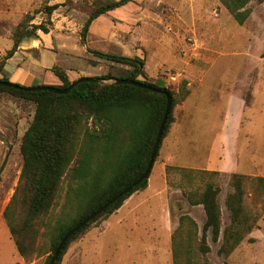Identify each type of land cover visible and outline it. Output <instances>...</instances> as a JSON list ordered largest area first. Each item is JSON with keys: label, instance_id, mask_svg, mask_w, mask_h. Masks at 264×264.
<instances>
[{"label": "rangeland", "instance_id": "1", "mask_svg": "<svg viewBox=\"0 0 264 264\" xmlns=\"http://www.w3.org/2000/svg\"><path fill=\"white\" fill-rule=\"evenodd\" d=\"M107 1L101 0L98 4L95 0H65L62 8L56 15L53 12L50 18L44 12L46 0H24L22 3L20 0H0V40L4 48V51L0 50V60L9 51V40L14 42V33L20 25H23L22 32L30 33L29 37L22 35V43L25 38L41 33L38 30L33 34L37 25L53 29L55 17V21H63L58 29L64 35L57 33L54 36L57 51L51 55L52 59L49 58L51 65L54 60V66L70 69L72 78L77 75L100 77L108 73L116 78L128 77L134 69L132 66L105 59L97 64L94 58L86 57L89 50L83 48L80 38L77 41L78 36L68 34L72 23L63 20V15L78 19L85 13L83 22L88 21L90 15ZM136 1L137 4L130 5L137 11L133 22L112 24L110 16H99L89 25L85 42L90 50L141 60L146 80L174 94V119L162 140L148 182V186L151 183L158 192L167 194L175 209L172 222L177 228L173 243L170 247L162 245L166 232L161 231L158 245L141 248L130 236L139 238L144 234L142 231H123L134 219L139 225L147 222L162 225L163 210L158 206L160 201L155 199L151 201L153 207L137 210L136 216L131 215L123 224H118L121 219L118 215L91 224L69 245L61 264H146L148 257L162 261L172 255L173 264H185L188 259H193L196 264H264V192L262 186L255 183L256 178L264 177V2L252 0L248 5L252 13L245 24L240 25L220 0ZM128 9L120 8L114 12V17L125 16ZM113 28L124 31L123 39H111ZM137 79L145 80L142 76ZM39 81L42 83L32 86L62 84L53 74L40 76ZM105 83L110 84L112 80ZM233 108L234 119L230 115ZM35 109L36 105L31 101L0 92V264H44L52 255L47 252L48 240L42 228L43 236L37 239V244L45 245L44 252L31 261L22 258L4 218V211L19 184L23 167L21 145ZM235 130L239 131L238 136H233ZM233 139L236 169H203L214 145L215 163L231 160L228 150ZM188 163L196 168L180 167ZM201 171L219 174L199 177L197 174ZM233 174L254 179L248 181L246 204L256 220L257 229L246 237L234 257L225 259L219 254L222 234L214 243L212 234L207 233L204 244L210 247L207 254L200 250L201 234L193 236L192 244L188 245L189 230L195 232L191 221H195L200 229L206 215L203 207L192 210L187 193L201 191L207 181L220 187L224 230L231 221L225 199L231 189ZM74 182L71 175L64 177L56 205L44 219L48 225L75 215ZM180 204L187 205L192 214L184 211ZM182 216L190 218L181 224ZM145 235L147 238L155 236L154 233Z\"/></svg>", "mask_w": 264, "mask_h": 264}, {"label": "trees", "instance_id": "2", "mask_svg": "<svg viewBox=\"0 0 264 264\" xmlns=\"http://www.w3.org/2000/svg\"><path fill=\"white\" fill-rule=\"evenodd\" d=\"M100 1L95 0L98 4ZM131 1L133 0H111L101 4L85 23L82 35H86L93 20ZM251 1L220 0L240 25H244L252 13L248 7ZM257 1L264 2V0ZM46 2L44 12L51 18L60 4L50 5V0ZM49 25L52 26V21H49ZM22 26L20 25L18 31L14 33L13 47L0 60L2 81H11L5 71L6 62L17 51L22 35L30 36L29 32H22ZM38 30L49 33L51 29L40 24L34 27L33 34ZM94 55L100 59L132 66L134 69L128 77L134 75L137 81L159 89H167L146 80V73L142 67L144 63L137 58L97 51H94ZM53 72L62 81L60 86L54 87L66 88L71 84L72 81L63 69L54 68ZM139 76L145 80L137 79ZM97 78L108 81L116 77L108 73ZM167 90L173 99L162 140L174 119L175 98L173 92ZM0 92H7L36 105L33 121L25 132L21 145L23 167L19 184L4 211V218L19 255L26 261H31L44 252L45 245L37 244V239L43 236L42 228L45 229L48 240L47 252L53 255L63 237L71 229L144 174L163 121L167 99L165 95L133 85L96 82L81 83L67 95H58L49 91L27 92L4 86H0ZM158 155L159 151L157 157ZM202 174L219 173L201 171L197 175L201 177ZM68 175L76 181L74 182L75 215L48 225L44 219L50 216L54 209L62 181ZM253 180L245 175L231 176V189L225 199L231 221L224 230H222V211L219 202L220 187L207 181L201 191L188 192L189 204L203 206L206 215V221L200 229L195 221H191L195 232L189 230L188 245L192 244L193 236L197 237L201 234L200 250L207 254L210 247L204 244L207 233H211L214 243L219 241L222 234L219 254L224 255L225 259L230 258L241 248L246 237L257 229L256 220L248 212L246 204L249 193L248 181L253 182ZM148 182L149 178L142 181L130 193L118 199L101 215L74 233L63 247L56 264H61L69 245L91 224L110 218L129 197L145 190ZM255 183L262 186L264 192V177L256 178ZM189 218L182 216L180 223ZM52 255L44 264L50 263ZM185 264L196 263L193 259H188Z\"/></svg>", "mask_w": 264, "mask_h": 264}, {"label": "crops", "instance_id": "3", "mask_svg": "<svg viewBox=\"0 0 264 264\" xmlns=\"http://www.w3.org/2000/svg\"><path fill=\"white\" fill-rule=\"evenodd\" d=\"M20 1H21V3L24 2V0H20ZM108 1H111V0H108ZM63 2H65V0H52L50 5L60 4V7L62 8L61 4ZM137 2L138 1L133 0L129 3H127L126 5L122 6V7L129 8L126 11L125 16H121V17L118 16L119 18L114 17L115 13L118 12V10L122 7L111 10L110 12L103 14L101 16L102 17L110 16L112 18L111 19L112 24H115L118 22V23H121L122 25L123 24L125 25V22H133L132 20H135V18H136L135 14H137L136 13L137 11H134L135 7L132 8L130 5L132 4V6H133V4L134 3L137 4ZM58 9L54 11L55 15H56V13H57L56 11H58ZM83 14H85V13H83ZM83 14L82 15L80 14L78 19H76V18L71 19L70 17L63 15V20L66 19L72 23L71 32H69L68 34H73V35L78 36L77 41L79 42L78 39L80 38V40L82 41L83 48L89 50L88 52H90V53H86V57L94 58L95 59L94 62H96L98 64L99 60L101 61L102 59H100L94 55V51H97V50H90L88 48V44L85 42L87 40L89 32H87L86 36L82 35L83 26L87 22V20L83 22V20L85 18V17H82V16H85ZM55 20L56 19L54 17L52 19V21L54 22V26H53L54 28L51 29L49 33L41 32V33L37 34L36 36L31 37L30 39L25 38L24 41L19 44V47H18L17 51L15 52V54L9 60H7L6 65H5V71L7 72L11 81H14L15 83H19V84H22L25 86H32V85L42 83L41 81H39V77L40 76H46L47 77L48 74H53L55 77H57L60 80V78L53 72L54 68L63 69L71 81H75L81 77V75H77L75 78H72L70 69L54 66V60H51L52 65L50 64L49 58L51 57V59H52L51 55H54L53 52L57 51L55 43H54V36L57 33L64 35V33L60 32L58 29L60 23L63 24V21L60 19L57 21H55ZM113 31L115 33L114 32L112 33L111 39H113V38L123 39V33H124L123 30H118L117 28H113ZM1 45H2V43L0 40V50L4 51V48H2ZM13 45H14L13 41L9 40V43L7 45V47H8L7 49L10 50L13 47ZM1 51H0V55H2ZM91 51H93V52H91ZM102 75H104V74H102ZM60 82L62 83L61 80H60ZM230 115H231V118L234 119L235 108H233ZM235 135L238 136L239 131L237 132L235 130L233 136H235ZM184 138H185V140L187 139V137H184ZM188 139H189V136H188ZM187 142H189V141H187ZM177 144H179V143H177ZM230 144H231L230 150H228V151H229V154L232 155L231 160H228L227 162H224V163L223 162H220V163L218 162V164L215 163L213 157L215 155L216 145H214L211 154L209 155L207 161L205 162V168H203V169L221 171L224 168H228L227 170L234 171V169H236V164L234 161V157H235L234 139H233V142H231ZM219 164H221V165H219ZM188 165H190V166H188ZM180 167L196 168V167L192 166V164H189V163L186 165H180ZM155 199L160 201L158 206H160V209L163 210L162 215H164V216H162V218H164V222L162 225H160L161 223H155V222L154 223L147 222L145 225H139V224H137V220L134 219L133 222L131 224H129V226L123 230V231L128 232V233L130 231L134 232V233H136L138 231H142L144 234L141 235L139 238H137V236H130L132 239H134L135 241L138 242L137 244L141 248H151V247L154 248L156 245H158V242H159L158 239H159V235H160L161 231L166 232L165 234H163L162 245H164L165 247L172 246L173 233L175 232L177 226H174L173 222H172L173 210H175V209L169 201V196L167 194L162 193V192H158V190L153 188L151 183H149V186L144 191L137 192V193L133 194L131 197H129L124 202V204L121 206V208L115 214H113V215L120 216L121 219H119L118 224H123V222L126 221L131 215H134L133 217H135L137 214V212H136L137 210H141L144 208L148 209V208L153 207L154 204H152L151 201L155 200ZM180 207H182L184 211H187V212L189 211V214H192L193 209H196L197 207L198 208L203 207V206H192L191 207L192 210L187 205L182 206L180 204ZM183 210H181V212ZM118 231L123 233L121 230H118ZM145 233H148V234L154 233L155 236L154 237L151 236V237L147 238ZM149 239H151V240H149ZM134 240H129V242L136 243ZM154 243H157V244H154ZM238 251H240V248L236 252H238ZM236 252L231 256V258L234 257ZM160 260L161 259H156V258L153 259L151 257H148L147 260H145V263L146 264H173V255H172V258L166 257V258L162 259V261H160Z\"/></svg>", "mask_w": 264, "mask_h": 264}, {"label": "water", "instance_id": "4", "mask_svg": "<svg viewBox=\"0 0 264 264\" xmlns=\"http://www.w3.org/2000/svg\"><path fill=\"white\" fill-rule=\"evenodd\" d=\"M134 78H135L134 75H132L128 78H111L110 80H112V83L117 84V85H133V86H136V87H139L142 89H147V90H150L152 92H156L158 94L165 95L166 99H167L166 111H165L163 121L160 125L159 131H158V134H157L154 146H153V151H152V154L150 157L148 167H147L146 171L144 172V174L139 179H137L130 186H128L126 189H124L122 192H120L118 195H116L113 199H111L106 204H104L103 206L98 208L96 211H94L92 214H90L88 217H86L76 227L71 229L61 240V242L58 245L57 249L55 250L49 264H56L57 263L63 247L65 246L66 242L70 239V237L74 233H76L79 229H81L82 227L87 225L89 222L94 220L96 217L101 215L110 205H112L118 199H120L123 196H125L126 194L130 193L133 190V188L138 186L142 181L148 179L151 172H152V169H153L155 161H156L157 153H158L159 148L161 146L162 137H163V133L165 130V126L167 124L168 116L171 112L173 97L167 89H159V88L154 87L152 85L137 81ZM84 82L105 83L106 81L101 80L100 78H97V77H81L75 81H72L71 84L69 86H67L66 88H57L54 86L52 87V86H43V85L23 87L19 84L11 82V81L8 82V81L0 80V86L24 90L27 92L49 91L51 93L58 94V95H67L70 93V91L72 89H74L76 86H78L79 84L84 83Z\"/></svg>", "mask_w": 264, "mask_h": 264}]
</instances>
